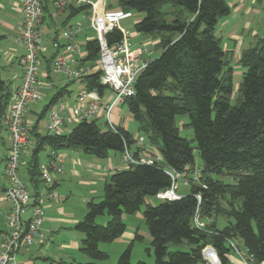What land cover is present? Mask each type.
<instances>
[{"label": "trees", "instance_id": "obj_1", "mask_svg": "<svg viewBox=\"0 0 264 264\" xmlns=\"http://www.w3.org/2000/svg\"><path fill=\"white\" fill-rule=\"evenodd\" d=\"M120 9L144 14L135 24L139 34L154 36L161 51L138 77L135 94L124 105L137 122L139 131L163 157L162 165H135L113 174L104 186L100 202L88 203L87 213L75 229L85 237L81 251L99 264L108 259L101 243H113L126 231L124 214H135L147 197L157 196L172 184L166 168L186 174L196 164L198 152L202 181L190 186V194L179 200H160L147 205L145 223L152 238L154 264H203L202 250L213 246L222 264H231L229 239L239 241L258 260H264V40L242 52L239 65L243 69L240 104L231 105L233 68L231 55L218 38L219 21L231 13L226 0H116ZM46 0L45 16L48 11ZM170 4V11H164ZM87 9L70 8L72 16ZM123 38L119 29L107 35L113 47ZM4 36L0 35V42ZM85 62L99 59L100 45L96 39L85 45ZM52 65V60H51ZM88 90L102 96L107 88L96 72L82 79ZM0 84L3 82L0 80ZM59 91L46 106L42 118L63 95ZM11 96L10 85L0 97V113L4 114ZM178 116H189L194 131L193 141L182 138L176 124ZM32 159L27 165L33 193L41 192L43 182L37 155L51 147L54 150H81L98 159H107L111 152L122 156L136 144L134 136L122 127L112 131L99 121H83L67 134L38 135ZM55 151V152H56ZM214 176H230L233 184ZM41 185V186H40ZM201 195L199 201L196 196ZM158 199V198H157ZM227 204L224 206L223 203ZM211 218L212 233L194 226V215ZM108 215L106 226L97 224ZM224 214L229 225L220 229L216 218ZM140 236H136L135 241ZM133 241L120 255L117 264H133ZM171 244L186 246L185 251H170ZM60 264H80L64 263ZM137 264H147L138 262Z\"/></svg>", "mask_w": 264, "mask_h": 264}, {"label": "built area", "instance_id": "obj_2", "mask_svg": "<svg viewBox=\"0 0 264 264\" xmlns=\"http://www.w3.org/2000/svg\"><path fill=\"white\" fill-rule=\"evenodd\" d=\"M56 13L60 14L70 8L87 9L90 14L91 28L94 30L100 45L99 59L95 63L85 62V45L78 40L82 31L80 25L66 28L62 34L64 42L53 41L48 45L43 33L46 0H19L22 20L18 26V43L24 53L17 58L21 70V80L9 98L4 124L8 132L9 154L4 168V177L8 185L3 191L4 199L10 205L5 213L7 231L0 239V264H23L19 255L34 247H41L46 242L43 231L45 208L51 201H59L56 191L58 178L65 173L64 162L56 152H52L47 166L41 169L43 188L35 194L31 192L19 177L20 169L27 166L24 155L35 149L30 139L27 126V112L32 104L42 100L41 76L43 63L51 55V69L54 74L64 76L68 81L81 82L83 78L100 73V83L113 94L109 102L97 90L79 89L73 99H63L48 112L47 132L49 135L61 134L68 125L83 121H101L112 131H117L113 121V113L117 106L124 105L127 98L135 94V84L152 61L153 51L145 44H135L131 34L127 33L121 23L133 17V12L125 10H108L105 0H49ZM119 29L122 40L109 47L107 35ZM86 44V42H85ZM51 53V54H49ZM145 143L144 138L136 140L132 150L126 149L121 156L120 166L112 169V173L128 170L135 165H162L163 157L155 149ZM191 172L183 174L166 168L172 184L160 193L159 200L174 201L182 196L178 193L180 185L197 184L202 189L207 185L202 181V169L198 165L188 167ZM201 203V195L196 196ZM28 218H24L27 213ZM194 226L203 232L208 230L207 219L200 210L194 215ZM231 253L227 255L231 264H264L234 239L228 240ZM203 264H222L216 249L207 245L202 250Z\"/></svg>", "mask_w": 264, "mask_h": 264}, {"label": "crops", "instance_id": "obj_3", "mask_svg": "<svg viewBox=\"0 0 264 264\" xmlns=\"http://www.w3.org/2000/svg\"><path fill=\"white\" fill-rule=\"evenodd\" d=\"M13 1L14 0H0V11L4 9L10 10V12L14 15V19L12 20V22L5 20L3 21V24L0 23V27L2 25V27L6 31H8L12 37V40H10V38L7 39L6 34L0 32V35L4 36L3 40L7 39L10 43L14 45V48L12 50L6 51V53L5 51H3V49L0 48V54L3 53L4 56L3 57V61L5 64L4 66L5 67L10 66L8 67L10 68L9 71L12 70L11 69L12 66L14 65L18 66L17 58L24 53V48L18 43L17 40L18 26L22 20L21 6L19 5L18 0H17L18 4L15 7L11 6L10 3H12ZM237 1L239 2L237 3ZM232 3L235 5V7L234 6L232 7V11L230 15L221 19L222 29L220 33L221 35H224V38L221 35H217L218 38L220 37L222 40L224 50L231 55V67L233 61H236L237 64L239 65V60L241 58L242 52L248 48L255 46L257 42L261 40L258 38V34L256 30L253 28L252 19L257 17L258 15H261L262 11H264V0H233ZM105 7L108 10H112V11L120 10L116 0L114 1L105 0ZM47 8L48 11L46 12V16L44 19L43 33H44L45 41L48 45H50L53 41H59L63 43L64 40L62 34L64 30L73 25H80L82 31L78 36V40L81 43H84V45H86L85 42L87 43L88 41L94 39L97 40L96 34L94 30L91 28L90 14L88 13L87 10L72 16L69 11H64L63 13L60 14L56 13L55 9L52 7L50 3L47 4ZM80 15L82 16V18L79 21L73 23L72 19ZM17 17H19L18 22L15 23V18ZM143 18H144V14L143 15L140 14L136 23L140 22ZM245 31H249L250 37L249 35L246 36L245 33L247 32ZM131 36L137 39V42H134L135 44H139V45L149 44V46L152 44V47L154 48L151 47L149 49L153 52L154 49H156L155 47L158 44V40H155L154 36L142 35L137 32L133 33V35ZM50 56L51 55H48L43 63V71L46 72V74H43V76H41V83H42L41 92H43V90L46 89L47 86H51V87L57 86L56 88L58 92L63 89V93H62L63 96L61 97L62 100L66 98L73 99L75 95L73 96L72 92L68 91L69 83H79L80 88L84 87L83 83L79 81L77 82L68 81L64 76L59 74H54L51 69ZM20 80H21V70L19 68V73L15 74L12 80L9 79V81H2L3 84L2 85L0 84V97L6 93L7 85H10V92L12 94L13 89L17 85H19ZM61 80H64L66 83L60 87L58 85L61 84ZM66 94L68 95L65 96ZM101 97L104 98V101L109 102L113 99L114 96L111 92L106 91L104 95H102ZM4 115L5 113L4 114L0 113V239H1V235L7 231V221H6L5 213L10 209V205L6 202L3 195V191L8 185V180L4 177L3 173L9 154L8 132L4 124ZM28 115H29V109L26 115L27 126L30 130V139L33 142V144H35L36 147L38 141L37 137L38 135H42L43 133L41 132L38 126L39 120L35 121V119L31 118ZM120 121L121 119L117 117L116 118L117 126L122 127L125 130H128L124 126H121ZM76 124L78 123H75L72 126H75ZM67 127L62 129L61 134H67L71 131V130L65 131ZM141 137L144 138L146 144L152 147L151 149L157 150L146 140V137L144 135L139 137L134 136L135 140H138ZM53 151L55 152L56 150H54L51 147H45V149L37 155L38 164L41 169L47 166L50 160V155ZM33 152L34 150L28 151L24 155V159L26 160L27 165L32 159ZM56 154L62 158L66 170L65 173L58 178V183L56 185V191L61 199L59 201L53 200L46 205L45 214H44L45 221L43 223V231L46 234V242L41 247H34L28 252L23 251L18 257V260L23 264H34V262L40 258L42 249L43 247L46 246V243L49 241L50 236L52 240L53 235H55L56 233L58 234L60 233L59 229L61 228V225L64 224L69 227L73 226L74 230H76L75 226L82 221L77 216L76 211H72V210L69 211L65 209L64 206L66 203L70 202V200L73 198L72 188L74 187L75 183H77L78 186H81L85 190V195L83 197H74V199L80 198L81 209L83 208V211H87L84 210L85 206L87 209L88 203L94 201L93 200L94 196L100 193V187L101 186L104 187L105 184L109 182L111 176L113 175L112 169H115L118 166H120V162H121V156L116 153H110L107 159H97V158L94 159L92 158L93 156L91 157L89 155L90 156L89 157L88 154L84 153L81 150L60 149L56 151ZM23 169H25L29 175L27 166L24 167ZM29 180L31 185L30 191L33 192L34 186L31 181L30 175H29ZM66 187L67 190L65 189ZM30 214H31L30 212L27 213L24 218H28ZM137 235L139 236L137 231L136 232L129 231L127 227L125 233L120 238L115 240L113 244H119L122 247V249H124L125 247H127V245L135 241ZM81 236L82 237H80L76 233V235H73V238L72 237L67 238V240L61 244L62 250L66 251V250H76L79 248L81 249L82 241L84 240L85 237L83 234ZM47 247L49 246L47 245ZM72 260L74 263H76L75 259ZM62 262L66 263L65 261Z\"/></svg>", "mask_w": 264, "mask_h": 264}, {"label": "rangeland", "instance_id": "obj_4", "mask_svg": "<svg viewBox=\"0 0 264 264\" xmlns=\"http://www.w3.org/2000/svg\"><path fill=\"white\" fill-rule=\"evenodd\" d=\"M19 1V0H18ZM114 1V0H112ZM227 3L231 6V11H232V7L235 5L232 3L233 0H226ZM239 1H237L238 3ZM19 3V2H18ZM17 0H14L12 3H10L11 6L15 7L17 4ZM20 5V3H19ZM170 4H167L164 6L163 10L164 11H170ZM133 18H130L128 20H125L121 23L123 29L133 35V33L136 32L135 30V24L136 21L139 18L140 13H133ZM143 15V14H142ZM82 18V16H77L76 18L72 19V22L75 23L77 21H79ZM14 19V15L10 12V10H2L0 11V23L3 24V21L7 20L9 22H12V20ZM19 17L15 18V23L18 22ZM252 19V18H251ZM17 20V21H16ZM253 20V28L256 30L257 34H258V38L263 40L264 39V11H262L261 15H258L257 17H255ZM221 24L222 21H219V24L217 26L216 29V34L217 35H221L220 31H221ZM0 32L1 33H5L7 36V39L10 38V40H12L11 34L6 31L2 25L0 27ZM247 33L246 36L249 35L250 37V33L249 31H245ZM93 35V33H92ZM144 35V34H142ZM224 38V35H221ZM220 38V37H219ZM7 39L3 40L0 42V48L3 49V51H9L12 50L14 48V45L12 43H10ZM134 42H137V39L133 38ZM152 44L149 46L148 44V48H151ZM154 48V47H152ZM161 54V51L158 49H154L153 55H152V60L158 58ZM3 53L0 54V80L1 81H9L12 80L13 76L17 73H19V67L14 65L11 67V71H9L10 66L5 67L4 65V61H3ZM232 67H233V95L231 96V105L232 106H238L240 104V86L242 84V80H243V69L241 66H239L237 64L236 61H233L232 63ZM9 83V82H7ZM66 82L64 80H61V84H59L58 86H63ZM12 85V83H11ZM68 91H71L73 96L77 94L80 85L79 83H69L68 85ZM57 87V86H56ZM56 87H51V86H47L46 89L43 90L42 92V100L32 104L29 107V115L31 118L35 119V121L39 120V129L41 130V132L43 133L42 135H47V120H48V112L42 117L40 118L42 112L44 111V109L46 108V106L49 105L51 99L57 94L58 90ZM68 94H66L65 96H67ZM62 100V98H59V101ZM56 104H58V102ZM56 104L54 106H56ZM120 118L121 121V126H124L125 128H127L134 136H142V132H140L138 130V124L137 122L134 120L133 116L131 115V113L128 110V107L126 105H120L117 106L115 111H114V115H113V121L116 123V118ZM118 122V121H117ZM99 124L102 125V122L99 121ZM176 124L177 127L180 131V136L182 138L188 139L190 141L194 140V131L193 129L189 126L190 125V118L189 116H178L176 118ZM74 126L69 125L65 131H70L72 130ZM193 145L196 146V142L193 141ZM154 147V146H153ZM114 153V152H111ZM89 156V155H88ZM196 156V164L201 167L202 166V160L198 154V152L195 153ZM90 157V156H89ZM92 157V156H91ZM94 159H96L95 157H92ZM98 159V158H97ZM19 177L21 178L22 181H24L25 185L27 186V188L30 190L31 189V185H30V180H29V175L27 173V171L25 169H20V173H19ZM215 179H219L225 183L228 184H233L234 183V179L230 176H214ZM67 190V187L65 188ZM73 189V198L70 200V202L66 203L65 209L67 210H72V211H76L77 216L83 220L85 217V214L87 213V211H83V208L81 209L80 204V198H75L74 197H83L85 195V190L81 187L78 186L77 183H75ZM190 187L188 186H183L180 185L179 191L178 193L181 196H186L188 194H190ZM103 194H104V187H100V193L98 195L94 196V202H100L103 199ZM160 202L159 199L154 198V197H147L145 200V204L141 207V209L139 211H137L135 214H124L123 215V220L126 224V226L128 227L129 231H134V232H138L140 239L135 241L133 248H132V263L133 264H137L138 262L142 261V262H146L147 264H154L155 262V255H154V250L152 248L151 242H152V238L149 234L148 228L146 226L145 223V218H144V211L146 210L147 205H153L156 206L158 203ZM224 206H227L226 202L223 203ZM74 209H73V207ZM88 207V206H87ZM86 206H85V209ZM108 215L105 214L103 216H100L97 219V224L101 225V226H106L108 223ZM230 219L227 218V216H225L224 214H221L220 216H218L216 218V223L218 228L222 229L226 226L229 225V221ZM213 222V219L211 218H207V223L208 226L210 223ZM207 226V227H208ZM208 230L209 227H208ZM60 233H56L55 235H53V239L51 240V236L49 241L46 243V246L43 247L42 252L40 254V258L37 259L34 264H59L62 261H65L66 263H70L73 262L72 259L76 260V263H82V264H87L91 262V259L87 256L86 253H84L83 251H81V249H76V250H62L61 248V244L67 240V238L72 237L73 235H79L80 237H82L79 232H77L76 230H74L73 226L69 227L67 225H61V228L59 229ZM51 240V241H50ZM237 241V240H236ZM239 243V241H237ZM47 245L49 247H47ZM130 245V244H129ZM127 245V247L129 246ZM127 247H125L124 249H122V247L119 244H113V243H101L99 245V248L101 251L105 252L108 254V259L100 262L99 264H117L118 259L120 257V255L127 249ZM169 250L170 251H185L188 250V248L186 246H177L174 244H171L169 246ZM62 260V261H61Z\"/></svg>", "mask_w": 264, "mask_h": 264}]
</instances>
